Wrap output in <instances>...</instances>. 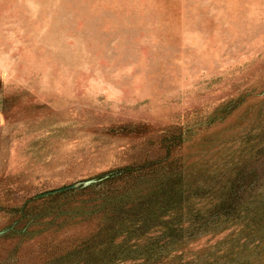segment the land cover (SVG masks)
Segmentation results:
<instances>
[{
    "label": "rangeland",
    "instance_id": "obj_1",
    "mask_svg": "<svg viewBox=\"0 0 264 264\" xmlns=\"http://www.w3.org/2000/svg\"><path fill=\"white\" fill-rule=\"evenodd\" d=\"M154 161L181 208L117 233L121 264H264L241 211L194 233L217 201H264V0H0V231L11 207L45 206L0 264H54L97 231L50 213L99 179L39 195Z\"/></svg>",
    "mask_w": 264,
    "mask_h": 264
},
{
    "label": "trees",
    "instance_id": "obj_2",
    "mask_svg": "<svg viewBox=\"0 0 264 264\" xmlns=\"http://www.w3.org/2000/svg\"><path fill=\"white\" fill-rule=\"evenodd\" d=\"M152 163L156 164L154 161L143 163L136 169H133V166H125L111 170L99 175L97 177L99 180L94 184L83 188L70 189L55 195L61 196L70 193L72 198L88 195L92 200L99 201H90L91 199L88 201H55L58 203L57 206L55 205V208L54 206L50 207V210L55 209L50 213L52 215L50 224L64 216L71 218L77 216L86 219L98 216L100 217L98 218L100 222L92 238L74 247L65 255L60 256L61 258L54 261V264H121L131 257V252L134 251L119 249V247L112 244V239L117 233L137 230L144 225H165L166 227L168 223L175 221L174 216L177 212L173 213V211L180 210L181 206L180 204H175V201L169 200L177 193L171 189L170 178L166 180V172L148 168ZM153 175L154 183L149 185L148 183H150ZM148 187L152 189L153 193L140 196L139 192ZM197 195L195 192L193 197ZM199 196L201 197V194ZM185 202L189 203V201H184L183 203L181 202L182 205ZM185 206L188 209L191 208L188 204ZM244 206L240 202L217 201L213 210L200 213L202 217H205L206 214L208 215V212L216 216L211 220H208L207 217L200 219L197 223L199 224L198 229L196 231L192 230V232L197 233L206 229H218L215 225L221 221L220 215L229 217V213H237L236 216H238L239 211L242 213V218L245 216L248 218V224L252 226L253 230H257L261 226L264 227V201H261L259 206L252 209L245 210L246 207ZM41 208L44 209L45 206L41 207L38 201H24L19 206L11 207L7 212L13 216V221L2 229L6 233L1 234L0 239L8 235V232L13 233L16 231L17 225L23 222L26 226L22 227L20 232L21 235L27 236L26 230L28 227L41 218ZM172 213L173 215H171ZM204 214L205 216H203ZM177 215L179 216V211ZM245 225L247 224L245 223ZM263 227L261 228L264 229ZM148 260L150 261L149 257Z\"/></svg>",
    "mask_w": 264,
    "mask_h": 264
},
{
    "label": "water",
    "instance_id": "obj_3",
    "mask_svg": "<svg viewBox=\"0 0 264 264\" xmlns=\"http://www.w3.org/2000/svg\"><path fill=\"white\" fill-rule=\"evenodd\" d=\"M96 180H98V179H89V180H86V181H83V182H79V183H76V184H73V185H70V186H68V187H65V188H60V189H57V190H51V191H48V192H45V193H43V194H41V195H39V196H44V195H48V194H52V193H56V192H59V191H62V190H65V189H68V188H73V187H76V186H78V185H88V184H90V183H93V182H95ZM3 233V231H0V234H2Z\"/></svg>",
    "mask_w": 264,
    "mask_h": 264
}]
</instances>
